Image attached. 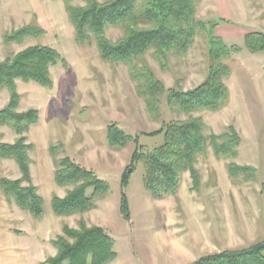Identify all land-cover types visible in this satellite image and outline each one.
Returning a JSON list of instances; mask_svg holds the SVG:
<instances>
[{
	"label": "rangeland",
	"instance_id": "obj_1",
	"mask_svg": "<svg viewBox=\"0 0 264 264\" xmlns=\"http://www.w3.org/2000/svg\"><path fill=\"white\" fill-rule=\"evenodd\" d=\"M84 4L74 1L75 6ZM196 17L204 23L218 22L216 35L229 47L242 48L224 60L230 70L224 79L229 103L219 111L186 114L173 108L165 94L152 112L128 66L104 61L94 39L78 44L62 0H0L6 29L0 37L8 46L7 57L44 45L67 62V67L60 62L52 68L53 88L35 82L24 84L29 91L19 88L22 105L35 102L41 112L40 126L31 128L28 143L35 145L30 152L31 165L36 161L32 182L44 199L45 214L36 219L0 187V264H44L57 255L53 241L63 227L78 229L81 221L103 228L114 239L117 256L110 264H192L206 255L264 241V52L253 54L244 48L247 34L264 33V0H199ZM25 26L45 33L23 44L4 42L5 35ZM107 37L115 42L122 31L111 28ZM145 61L166 90L192 91L208 74L206 39L197 37L185 56L171 55L167 66L151 53ZM190 119L202 121L205 134H214L220 142L236 134L237 156H219L210 145L197 159L196 177L185 172L174 194L162 197L146 188L144 165H137L125 191L131 212V220H126L120 212L121 177L137 146L144 152L162 146L165 130L155 132L171 121ZM112 125L131 138L126 148L110 146ZM49 147L106 181L108 192L94 197V210L55 215L53 198L67 195L71 187L56 183ZM232 168L237 170L232 173ZM19 175L16 163V180Z\"/></svg>",
	"mask_w": 264,
	"mask_h": 264
},
{
	"label": "trees",
	"instance_id": "obj_2",
	"mask_svg": "<svg viewBox=\"0 0 264 264\" xmlns=\"http://www.w3.org/2000/svg\"><path fill=\"white\" fill-rule=\"evenodd\" d=\"M56 1V0H55ZM75 0H62L75 28L78 44L95 40L100 56L106 62L129 67L138 81V93L145 99L152 112L167 95L169 104L179 112L190 114L202 110L219 111L229 103V90L224 79L230 70L224 60L242 48L229 47L216 35L219 25L197 20L199 0H84V6H75ZM222 22L224 19L221 20ZM111 28L120 29L122 37L113 42L107 37ZM45 31L35 26H25L4 36L6 44H23L26 39L40 37ZM202 36L207 43L208 74L203 84L183 93L175 89L166 90L157 79L145 56L151 53L161 66H167L171 55L185 56ZM244 48L253 54L264 52V33L247 34ZM67 62L60 53L49 46L34 45L0 62V89L10 92L9 104L0 110V125L11 127L18 139L14 144L0 142V158L14 160L21 171V178H2L0 187L5 195L27 210L36 219L44 217V199L39 195L31 176L30 152L27 133L40 121V111L30 109L19 112L20 95L17 81L35 82L45 88H53L51 70ZM165 130V144L147 152L137 146L130 164L121 177L120 212L131 220L130 203L125 192L137 165L145 168L144 182L147 189L158 197L174 194L182 175L189 171L196 177L195 164L200 155L207 153L211 145L219 156L236 157L233 151L239 144L236 134L227 142H220L214 134L206 135L202 121H171L154 134ZM110 146L124 149L131 142L116 125L108 130ZM233 151V152H232ZM56 165L55 181L61 187H71L66 197L55 196L52 210L59 217L85 214L95 209L94 197L108 192V184L91 170L78 165L69 157H59L55 148H50ZM237 168H232L233 171ZM94 188L95 195L88 190ZM57 255L44 264H110L117 254L115 241L103 228L79 223L74 229L65 225L62 234L54 241ZM192 264H264V241L246 249L226 250L199 258Z\"/></svg>",
	"mask_w": 264,
	"mask_h": 264
},
{
	"label": "crops",
	"instance_id": "obj_3",
	"mask_svg": "<svg viewBox=\"0 0 264 264\" xmlns=\"http://www.w3.org/2000/svg\"><path fill=\"white\" fill-rule=\"evenodd\" d=\"M1 18H2V16H1ZM1 18H0V31H1L0 34H3V32L6 31V29L2 28L3 21L1 20ZM6 47H8V46L3 43L2 38L0 37V62L7 58V53L5 52V50H6L5 48ZM21 82H23V81H17L18 93H19L20 86H22L21 90L29 91V90L25 89L26 86H24V84H29V83H32V82H28V83H26V82L21 83ZM19 95H20V93H19ZM10 97H11L10 92L7 89H0V110L5 108L9 104ZM21 99H22V96L20 95V105H19V108H18L19 112H25V111H28L30 109L39 110L38 106H36L35 102H34L35 105L33 103H31V102H28V105L27 104L26 105H22ZM39 126H40V122L36 126L31 127V128H37ZM31 128H30L29 132L27 133V138L30 139L31 142H32V139H31V136H30ZM17 139H18V135L16 134V132L11 127L3 126V125L1 126L0 125V141H1V143L14 144ZM31 144L34 145V143H31ZM34 148H35V145H34ZM48 150H50V147H49ZM51 158H52V155H51ZM41 162L42 161H41V158H40L39 164ZM50 163H51L50 164V168H51L54 165V159L53 158L51 159ZM35 166H36V161L34 159L33 160V164L31 165V175H32L33 180L36 182L35 173H34ZM40 166H41V164H40ZM21 176L22 175H19L17 177V179H20ZM5 177H9L12 180H16V162L14 160H11V159H0V180L2 178H5ZM36 187H38V186L36 185ZM56 196L61 197V198L66 197V195L63 196V195H60V194L56 195ZM12 208H16V207H12ZM9 214L13 215V211H11Z\"/></svg>",
	"mask_w": 264,
	"mask_h": 264
}]
</instances>
